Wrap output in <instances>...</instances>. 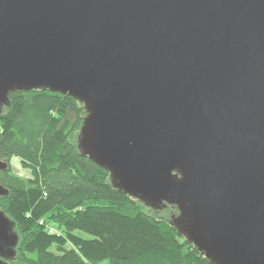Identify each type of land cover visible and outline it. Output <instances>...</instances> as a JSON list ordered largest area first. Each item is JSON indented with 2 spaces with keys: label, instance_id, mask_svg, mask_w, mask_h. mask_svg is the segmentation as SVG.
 <instances>
[{
  "label": "water",
  "instance_id": "1",
  "mask_svg": "<svg viewBox=\"0 0 264 264\" xmlns=\"http://www.w3.org/2000/svg\"><path fill=\"white\" fill-rule=\"evenodd\" d=\"M40 88L83 104L78 150L173 205L209 264H264V0H0V113ZM18 241L0 209V264Z\"/></svg>",
  "mask_w": 264,
  "mask_h": 264
},
{
  "label": "trees",
  "instance_id": "2",
  "mask_svg": "<svg viewBox=\"0 0 264 264\" xmlns=\"http://www.w3.org/2000/svg\"><path fill=\"white\" fill-rule=\"evenodd\" d=\"M8 100L0 113V160L8 165L0 209L19 240L9 264H209L170 220L116 189L70 141L86 114L82 103L41 88ZM12 158L30 176L14 173Z\"/></svg>",
  "mask_w": 264,
  "mask_h": 264
},
{
  "label": "rangeland",
  "instance_id": "3",
  "mask_svg": "<svg viewBox=\"0 0 264 264\" xmlns=\"http://www.w3.org/2000/svg\"><path fill=\"white\" fill-rule=\"evenodd\" d=\"M64 128V127H63ZM79 131L74 130V128L72 129V132H68V138L70 139V141H73L75 143H77V135H78ZM9 165L11 166L10 168L12 169V171L14 173H16L17 175H22V176H30L28 169L24 166V164L18 160L17 158H12L9 161ZM152 213L156 214L158 217H163L167 220H170L171 217L173 215L178 214L177 210H174L173 208L171 210L168 209V206L166 207H162L161 209H152V208H148ZM82 237L87 238L88 236L81 234ZM102 264V263H101Z\"/></svg>",
  "mask_w": 264,
  "mask_h": 264
}]
</instances>
